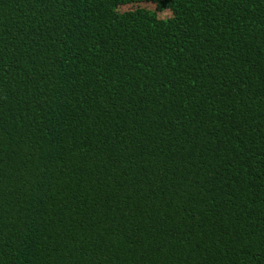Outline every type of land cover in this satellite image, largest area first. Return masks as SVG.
Returning <instances> with one entry per match:
<instances>
[{"label": "trees", "instance_id": "obj_1", "mask_svg": "<svg viewBox=\"0 0 264 264\" xmlns=\"http://www.w3.org/2000/svg\"><path fill=\"white\" fill-rule=\"evenodd\" d=\"M0 264H264V0H0Z\"/></svg>", "mask_w": 264, "mask_h": 264}]
</instances>
